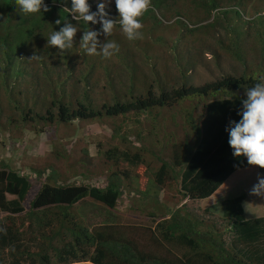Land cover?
I'll use <instances>...</instances> for the list:
<instances>
[{"label":"trees","instance_id":"obj_1","mask_svg":"<svg viewBox=\"0 0 264 264\" xmlns=\"http://www.w3.org/2000/svg\"><path fill=\"white\" fill-rule=\"evenodd\" d=\"M177 1L151 0L152 5L164 13L170 12ZM207 1H191L204 14L201 22L196 21L198 28L179 27L195 35L222 30L225 40L214 39L217 52H224L239 64L241 69L237 75H222L199 86L184 82L169 90L159 86L157 94L153 93L152 87L159 80L154 79L150 83L143 80V94L132 97L129 92L125 101L113 99L110 103L101 104L98 109L77 100L72 105L59 99L61 96L54 98L50 90L47 97L43 96L47 105L43 115L34 112V103L29 108H19L17 105L13 108L18 112L15 121L19 126L26 123L41 125L38 129H31L33 135L39 136L47 125L55 123L126 117L152 108L169 109L183 99L204 100L200 118H193L190 111L182 115L191 134L190 146L183 143L182 152H174L170 164L161 161L158 169L152 172L154 181L150 185L158 189L170 176L184 198L205 204L214 195L217 199L213 209L218 206L220 214L234 220L233 229H225L226 233H232V239L226 244L219 229L176 208L169 210L166 218L152 220V230H145L149 243L145 245L148 250H144L133 236V228L114 222L110 213L105 214L100 225L88 229L70 212L76 203L85 198L112 209L117 199L128 196L123 191L122 182L130 175L128 170L111 172L103 183L92 185L82 181H62L50 166L25 168L19 173L0 161V213L5 214L4 222L0 221V229L5 230L0 231V264H264V197L254 195L251 201H238L228 193L223 194V188L219 189L225 179L238 170H244L246 176H255V179L247 181L250 189L258 182V176L264 177V169L249 165L246 157L233 156L226 131L230 121L238 122L241 119L238 113L242 109L241 101L246 99L245 89L254 87L259 78L264 77V15L257 20L241 19L242 23L237 25L235 20L227 19L225 13L228 11H225L222 15L214 13L210 23H207L210 12L206 13V10L215 9L218 2L232 3V0ZM210 1L215 3L210 5ZM99 2L105 0H88L92 12L98 11ZM44 3L50 9L48 12L25 14L17 6L16 0H0V57L6 59L9 66L3 73L0 70V89L8 98L17 88L19 75L25 71L21 58H25L27 63L37 64L42 79L50 78L53 65L63 63L71 71L76 62L72 56L76 45L73 50L61 53L51 47L47 39L66 23H72L80 31L76 23L82 20L70 18L71 0H44ZM106 10L109 14L117 12L115 0H111ZM185 13L192 19L188 12ZM235 17L238 18L237 15ZM57 20L60 24L56 23ZM166 27H171V24ZM249 33L253 34L254 39H246ZM82 36L81 33L79 41ZM172 49L175 50V47ZM173 55L171 61L174 60L176 64L184 61L178 54ZM144 57L148 58L146 55ZM256 57L259 59L258 65L255 63ZM13 65L16 67L12 70ZM185 65L193 68L190 61H185ZM185 65H178V72L174 67L177 75L183 77ZM126 67L129 82L133 83L135 66L130 64ZM129 88L131 90L132 85ZM16 93L21 92L17 90ZM52 109H55V114ZM22 112L24 115H21ZM117 158L134 169L144 165L137 154L129 155L115 149L107 152L108 160L115 161ZM138 193L137 190L136 195ZM241 197L244 199L248 196L241 194ZM233 202L236 203L232 205ZM150 217L155 216L150 214ZM151 242L161 246L160 253L149 247ZM244 250L245 253L242 252Z\"/></svg>","mask_w":264,"mask_h":264},{"label":"rangeland","instance_id":"obj_2","mask_svg":"<svg viewBox=\"0 0 264 264\" xmlns=\"http://www.w3.org/2000/svg\"><path fill=\"white\" fill-rule=\"evenodd\" d=\"M191 1L179 0L167 13L152 5L141 18L142 39L129 41L119 23L116 24L111 36L100 35L98 37L100 45L114 41L119 46V52L111 58H104L102 54L89 55L80 46L81 33L83 35L84 31L90 29L99 32L102 29L99 23L88 24L82 20L76 23L81 33L78 30L74 38V45L77 47L75 46V52L72 51V56L76 62L71 71L63 63L53 65L50 78L42 79L39 66L27 63L25 58H21L24 60L22 69L25 71L16 80L18 84L13 95L8 98L3 89H0V161L19 173L25 168L40 169L50 166L62 181L69 183L82 181L92 185L103 183L104 178L111 172L120 173L128 170L130 175L127 179H122L123 191L128 196L123 195L117 199L112 209L85 198L76 203L70 212L88 229L100 225L105 214L110 213L114 222L133 228V236L144 250H148L145 245L149 243L146 239L148 235L146 228L152 230L154 227L152 220L167 217L169 210L178 208L190 211L201 220L205 218L198 214L199 202L182 197L178 192V185L170 176L158 189L155 187L153 189L150 185L154 181L152 172L158 169L161 161L170 164L172 154L182 152L183 143L187 144L184 146H190L191 134L182 115L190 111L193 118H200L202 104L205 101L188 98L169 109L152 108L146 112L128 114L126 117H101L93 120H74L65 124L55 123L47 125L46 130L39 136L33 135L31 129H38L41 125L26 123L19 126L15 121L18 112L13 107L17 105L19 108H29L34 103V112L43 115L47 106L43 96L47 97L50 90L53 91L54 98L61 96L59 99L72 105L74 100H77L98 109L101 104L110 103L113 99L125 101L129 92L132 97L138 93L143 94L141 84L143 80L150 83L158 79L159 81L154 82L152 87L153 93L157 94L159 86L168 90L180 86L181 82L199 86L222 75H237L241 69L239 64L224 52H217L214 39L225 40L222 30L207 32L206 35H195L188 34L179 27L186 25L188 28L194 26L198 28V22L202 21L200 19L204 14L197 10ZM209 3L211 5L215 2ZM223 9L226 10L221 11ZM209 10H206V13L210 12L207 23H210L214 13L222 15L228 11L225 13L227 19L235 20L236 24L240 25L241 19L257 20L259 16L264 15V0H242L241 4L239 0H232V3L218 2L215 9ZM185 12H188L192 19ZM109 17L118 19V11L109 14ZM169 24L171 27L167 28ZM246 39H254L253 34L246 35ZM173 46L175 50L172 49ZM173 54H178L184 61L180 64L171 61ZM145 55L148 58H145ZM255 59L251 62L252 65L254 61L256 65L259 64V59L257 57ZM185 61L187 63L190 61L193 69L185 65ZM130 64L135 66L133 83L129 82V71L126 67ZM182 64L185 65L183 77L176 74L177 66ZM0 66L2 73L4 69L8 70L7 60L0 57ZM15 67L13 65L12 70ZM157 70L164 75L161 76ZM17 90L21 93L17 94ZM52 112L55 114V109H52ZM21 115H24V112ZM112 149L129 155H139L145 166L141 165L134 169L118 158L115 161L108 160L107 152ZM222 188L223 183L219 186L220 190ZM137 190L140 192L138 195ZM150 214L155 217H150ZM4 216V213H0V221L4 222ZM219 223L221 222L218 221L217 224ZM224 229L219 231L222 238L227 240L228 236ZM149 247L159 253L162 250L161 246H156L152 242Z\"/></svg>","mask_w":264,"mask_h":264},{"label":"clouds","instance_id":"obj_3","mask_svg":"<svg viewBox=\"0 0 264 264\" xmlns=\"http://www.w3.org/2000/svg\"><path fill=\"white\" fill-rule=\"evenodd\" d=\"M110 2L111 0L99 2L98 11L92 12L88 0H71V19L102 25L99 32L91 29L83 32L80 46L89 55L102 54L104 58H111L119 52V46L114 41H107L102 45L98 41V37L102 34L106 37L111 36L117 23L129 41L142 39L141 18L152 7L151 0H115L119 13V18L116 20L110 18L106 10ZM16 4L25 14L50 10L44 0H16ZM56 23L60 24V21L57 20ZM77 32L76 26L66 23L59 31H54L50 35L47 43L64 53L65 50L73 48ZM245 96L246 99L241 101L242 109L238 113L241 119L238 122L230 121L229 127L226 128L229 134L228 144L233 150V156L246 157L249 165L264 169V77H260L254 87L246 88ZM249 194L264 197V177L258 176V182L253 185ZM0 231L5 230L0 229Z\"/></svg>","mask_w":264,"mask_h":264},{"label":"crops","instance_id":"obj_4","mask_svg":"<svg viewBox=\"0 0 264 264\" xmlns=\"http://www.w3.org/2000/svg\"><path fill=\"white\" fill-rule=\"evenodd\" d=\"M243 171L244 170H238V171L232 173L227 179H225V181L223 182L224 187H223L222 193L223 194L228 193L230 196H232V199H234V200H238V201H240V200L244 201L245 200L246 201V199H247V200L251 201V200H253L254 195L249 194L250 188L247 186V181H248V179H255V176L253 174L250 176H246V173ZM241 194L242 195L245 194L248 197L242 199ZM210 197L208 198L209 199L208 202L205 204L201 201L196 200L199 202V204H198V212L199 213L198 214L201 216H205L204 222L206 224H209L212 227L219 229V230H221L222 228H225V229L227 228V230L230 231V229H233V225H235L234 220L232 218H229V217H226V216L220 214L218 212L219 211L218 206H217V209H213L216 206L215 202H216L217 198L214 195L211 198ZM234 203H236V202H233L232 205ZM242 204H243V202H242ZM232 205L229 206V209L231 208ZM232 209H233V207H232ZM183 211L193 215L190 211H185V210H183ZM218 221H220L221 223L217 224ZM220 225H223L224 227H220ZM229 231L226 233L228 236V239L225 240L226 244L228 243V241H230L232 239V233ZM242 252L245 253V250ZM239 255H241V254H239Z\"/></svg>","mask_w":264,"mask_h":264}]
</instances>
